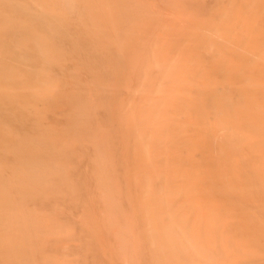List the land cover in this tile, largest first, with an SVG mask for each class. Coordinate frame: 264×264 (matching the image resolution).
<instances>
[{"label":"bare ground","instance_id":"6f19581e","mask_svg":"<svg viewBox=\"0 0 264 264\" xmlns=\"http://www.w3.org/2000/svg\"><path fill=\"white\" fill-rule=\"evenodd\" d=\"M253 2L254 0H224V2L215 0L214 4H212L210 8H207L205 4L206 0H0V264H14L17 256L22 264H26V261H28L25 253V248L28 249V247L25 246L23 242L17 240V238H22L24 233L25 236H27L25 226L28 217H26V219L23 215L21 216V213H19L20 216L17 215V213L16 215L19 216V218H15L14 210L16 208H14L15 204L13 203V198L17 191L21 193L27 191L26 186L27 183L29 184V175L32 173L34 174V170L37 172V169H35L36 163H39L40 166L44 163V167L50 165L45 162L48 154L44 151L50 148L54 152V149L60 148L63 145L66 147L65 144L70 145V143L77 141H81L82 143V137L91 133L89 123L95 112L92 109L96 106L93 102L103 98H106L107 101L121 100L123 97L121 95L122 92L126 93V96L131 97L129 100H134L133 102L135 104V101L140 103V100H143L145 97H149L150 100L154 98L158 100L165 99L166 101L169 98L174 99L177 95H180L185 101H188L185 99L187 95H194L193 98H198L201 102L200 107L203 111V127L201 126L199 117H196L198 115H192V121L190 123H193L191 125L193 129L202 131L203 133V137L200 138V143L201 146L203 145L204 150L201 167L203 173L201 172L200 176L204 174L205 184L204 189L199 187L204 190L205 194L204 201H202L203 204H201L204 209L206 208L209 214L207 225L210 222L213 226V229L210 228V249L204 250H209L210 253L213 250L215 261H218V264H264V35L262 34L264 33V26L263 23L261 26H258L253 18L255 10L253 8ZM225 83L228 84L232 90L230 94L220 93L219 87ZM138 98L141 99L139 100ZM106 100L105 103H108ZM170 100L171 99H169V101ZM101 101L103 102V100ZM124 101L126 104L128 99H124ZM134 103H130L133 107L130 106L129 103L128 106L135 110ZM65 106L67 108H65ZM147 106L145 103V108ZM152 106L154 105L152 104ZM110 107L109 105L107 109ZM137 107L138 106H136V109ZM109 110L107 112L111 114L112 117L114 112L110 113L111 111L109 112ZM157 110H159V108ZM193 112L195 114L198 112L195 105L193 106ZM180 113L181 112L178 114ZM62 114H66L68 120H72L75 117H80L77 119L80 120L76 124H72L68 121L66 125H62L59 120V116ZM133 114V111L129 112V115ZM175 114H177L176 111ZM167 115L168 114L165 113L160 118L157 117L158 121H155L156 123H150L155 125L153 131L151 127V131L146 134V136L141 132L139 133L141 135L137 136L138 141L136 138L137 145L135 144L136 147L134 148L135 157H137L139 162L145 167V170L147 166H154L157 164L155 163V155L154 161L151 157L153 150L150 151V147L153 146L155 148V145L159 144L161 141H166V145H164L169 151H173L177 146L175 145L174 130L172 133L168 134L165 139L161 137L159 129L161 122L164 123L165 120H169L168 122H170V119H167L170 116ZM118 117L121 118L120 112L118 113ZM107 118H109V116ZM133 118H136V122H140L138 125L135 122L137 128L140 125H142L141 128H145V123L151 121V118L150 121H146L149 120V117L140 112H137ZM109 119L112 121L111 118ZM113 120L117 119L113 118ZM116 122L120 123L118 120ZM116 122L112 123L114 124ZM132 122L133 121L130 122V127H132ZM141 122H145L143 123L144 125L141 124ZM178 123L182 124L184 122L178 121ZM150 124L148 123V125ZM116 127L114 126L113 128L115 129ZM200 127H202V129H200ZM137 128L135 132H137ZM92 129L94 132V127ZM98 131L100 132L101 130L98 129ZM95 133L92 134L99 138L98 136H100V133L99 135H95ZM116 133L119 132L116 131L115 134ZM137 133H135V136ZM193 133H195V136L198 138L197 133ZM121 134H119V136ZM93 135H90L88 139H91ZM121 138L124 141L127 139L126 142L130 141L127 137L124 139L122 135ZM149 139H151L152 142L150 146ZM89 141L90 140H88V142ZM94 144L91 143V146L96 147V144ZM128 144L130 146V142ZM122 145H124V143ZM193 145L197 146L196 143ZM103 146H100L99 150H101ZM124 147L126 146L124 145ZM190 147L192 149L191 145ZM31 149L35 151H31ZM96 150H98V148ZM99 150L97 151L98 153ZM105 150L106 149L102 151L105 152ZM127 150H130L128 146ZM47 151L49 153V150ZM121 151H123V155L124 152L127 153L124 150ZM103 152L99 154L95 153L97 160L99 156L104 155ZM107 154L108 153L105 152L106 156L104 155L105 157L101 156L102 158H100L101 162L102 159L105 158V164L106 162H110ZM128 156L131 157L130 154ZM107 157L108 159L106 160ZM130 157L126 158V160H130ZM177 158L179 159L177 155L173 158L175 165ZM33 164L35 168L31 167ZM53 165L51 166L53 167ZM198 165L199 164L196 162H191L192 172L196 173V166L198 167ZM43 166L40 168L44 169ZM47 166L45 167L46 169ZM128 166L130 168V164ZM136 166L137 165H135V167ZM110 168L112 169V166ZM32 169L34 172L32 171V173H30ZM41 170L40 172L42 174L43 171ZM140 170L139 168L138 172L137 168L134 170V179H136V175H138ZM129 172L131 171L129 170ZM135 172L137 174H135ZM186 172L187 175H190V171ZM186 172H184V174ZM159 173L161 172L156 174L159 175ZM172 173L174 174V171ZM33 174L31 175L32 179L35 178L33 177L35 174ZM143 174L146 175L147 172L145 174V171H143ZM147 178L149 181L151 178L150 175L149 177L145 176L143 181H147ZM156 178L158 179V176H156ZM196 178L199 179V177ZM43 179H45V177H43ZM180 181L181 180L178 182ZM184 181L179 184L182 185ZM43 183L41 184L43 185ZM30 184L35 187V185H33L34 183ZM43 186H45V184ZM144 187H142L144 191L143 195L146 196L148 192L149 199L153 197L152 194H154V190L151 194L152 196L149 195L151 191L150 185L148 191ZM161 187L163 188V186ZM166 187L165 193H168L167 191L169 189L167 190V188L169 187ZM162 190H160L161 194ZM128 192H131V188ZM41 193L42 192H40V194ZM100 193L102 194V192ZM105 193L106 192H103L104 196ZM108 193L109 192H107L106 195H108ZM111 193L112 192L104 199L102 195L100 196V199H103L104 207L108 206L109 208L112 203L116 200L118 201L115 197V199L112 200L113 202H110V204L108 203L107 199L109 197L110 199L113 198ZM181 194L178 200H181ZM201 194L203 193L201 192ZM158 195H160V193H158ZM23 197L21 196V198ZM167 197L169 198V195ZM94 198H92V201L88 198L87 201L94 204ZM130 198H133L132 195ZM155 198L159 199L158 197ZM218 198H223L224 200L222 202L219 200L215 202L214 199ZM105 199L108 205H105ZM110 199L109 201H111ZM149 199L146 200V198H144L143 200H146L148 204L150 201ZM197 199L199 198L197 197ZM161 200L162 203H165L169 199L165 201L166 199L163 200V198H161L159 200L160 202L157 200L158 204L161 203ZM175 200H177V198ZM117 201L115 203H117ZM132 201L131 199V203ZM146 202L143 201L145 204ZM118 203L117 205L121 202ZM168 203L169 201L166 205ZM172 203L173 202H170V204ZM138 204L141 205L140 203ZM170 204L167 205V208L170 207ZM79 205L78 203V208ZM162 205L165 206V204ZM191 205L192 204H190V206ZM138 206H134L136 207L135 210L138 209ZM143 206L145 208V205ZM235 206L239 207L240 224L238 226H236V221L233 219V210L236 209ZM112 207H114V204H112ZM120 207L121 204L117 209ZM171 207L174 208V206ZM34 208L36 209V207ZM115 208L113 209L114 215L110 214L113 217L109 215V212L112 213V211L109 210L106 212L109 219H106L107 221L105 220V222L109 223V220H112L115 215V217H118L117 214H115ZM148 208L151 209V207ZM194 208L192 215H190L191 217H189L190 219H192L195 213ZM91 209H94V207ZM107 209L104 210L107 211ZM154 209L157 211L156 208ZM198 209L200 208L198 207ZM18 210L21 209L18 207ZM82 210H84V208ZM22 211L24 212V210ZM25 211H27V209H25ZM31 211L33 213V210ZM147 211L146 209L145 213ZM166 211L167 209L164 212ZM72 212L70 213L72 214ZM131 212H129V214ZM167 212L165 213L166 217ZM198 212L197 214L199 215ZM29 213L27 211V215ZM56 213L57 211L55 214ZM83 213L85 214V212ZM157 213L159 212L157 211ZM180 213L178 215L179 219L180 217L183 219L185 216H181L183 212L181 215ZM102 214L104 215L103 212ZM147 214L150 215L151 213L147 212ZM130 215L132 216V214ZM151 215L147 217L150 219L154 218L153 215L155 216V212L152 211ZM35 216H29L30 222L33 223L34 220V222H36L35 224H37L38 220L35 219L38 217ZM62 216L65 215L62 214ZM104 216L107 217L106 215ZM123 216L125 217V215ZM123 216L122 218L124 219ZM33 217L35 218L33 219ZM92 218L93 217H91V219ZM158 219L157 217L156 221ZM173 219L171 221H173ZM28 220L27 222H29ZM113 220L111 226L114 225L115 219ZM161 220L159 219V221L163 223ZM89 221L91 220L89 219ZM94 221L97 222L96 219ZM124 221L126 220L124 219ZM135 221L137 220L135 219ZM30 222L28 226L31 227L32 225V229L34 230L35 225ZM151 222L153 225L154 222L152 220ZM190 222H187V229L190 227ZM90 223L92 224V221ZM119 223L121 224V221H119ZM126 223L128 226V222ZM172 223L173 222L170 224ZM76 224L77 223H75V225ZM149 224L151 225L150 222ZM86 225L84 227H86ZM123 225H121L122 229L126 230L124 228L126 226ZM156 225L155 223L152 228H157ZM163 225L161 224V226ZM81 226H83V224ZM111 226L109 224L107 228ZM114 226H117L116 223ZM114 226L110 230H114ZM93 227L96 229L95 226H92V228ZM100 227L101 226L96 230H100L101 232L102 229ZM60 228L61 227L58 229ZM118 228L121 227L119 226ZM199 228L202 229L203 232H201L204 233L206 228H204V226ZM74 229H76V226H74ZM94 229L92 230L95 233ZM43 230L38 232L43 233ZM119 230L121 231V229ZM164 230L159 231L162 233ZM46 231L48 232L47 228ZM122 231L119 234H121ZM184 231H182L183 235ZM47 232L45 233L44 231L45 235ZM56 232L57 231H53L54 234ZM115 232L116 231L113 233ZM123 232L125 234L122 233L124 236L128 233V231L127 233H125V231ZM34 233H32V235ZM41 233L39 236L43 235ZM59 233H57V236ZM155 233L157 234V231ZM186 233L187 231L185 234ZM54 234L52 235L51 233L53 238L55 236ZM81 234H84V232ZM164 234L166 235L167 233ZM35 235L36 233L34 234L35 238L32 236L31 239H34V242L37 244L40 240L37 238L38 234L37 236ZM123 235L121 237H123ZM130 235L128 234L127 236ZM165 235H163V238ZM118 236L120 237V235L117 234V237ZM177 236L179 237V235ZM189 236L188 234L187 238ZM117 237L115 238L117 239ZM155 237L153 241H155ZM43 238L44 235L41 236V241ZM62 239H57V242ZM125 239L126 241L124 238L123 240L120 238L116 240L118 242L116 246L118 251L122 248L124 241L126 244L127 240L134 244V238L132 239L133 241L129 240L130 237L129 239L125 237ZM168 240L165 239V243ZM71 242H73V240ZM204 242L201 241L203 248H207L204 247ZM247 242L250 244L249 248L247 247ZM59 243L61 244V242H58V244ZM96 243L97 242H95V246ZM119 244L122 245L120 246ZM29 245L30 244H28V246ZM65 245H67V242H65ZM135 245L138 246L137 241ZM126 246H128V244ZM150 246H154V244ZM181 246L184 247V244ZM189 246H191L190 243ZM199 246L200 248H198ZM199 246L194 248L199 250L202 248L201 245ZM132 248L133 246H128L125 248V252H127V249L129 251V249ZM163 248L165 250V246H163ZM44 249L46 251L47 248ZM51 249L53 250V248ZM159 249H161V246ZM121 250L123 251V249H120V251ZM162 250L161 252L158 250L160 254L163 252ZM184 251L185 249L183 252ZM209 251L207 253H209ZM37 252L39 253V250H37ZM128 253H126L125 256H127ZM132 253H134V251ZM41 254L42 253H39L40 256L38 255V259L42 256H46ZM121 254L120 252L119 255ZM198 255L200 254L198 253ZM121 256L128 264L130 261V264H132V262L137 260H134L130 256L129 260L130 258L131 260L127 261L129 255L127 258L123 255ZM52 257L54 258V255ZM173 257L171 258L172 262L178 256ZM44 258L49 261L47 257ZM55 258L57 259V256H55ZM66 258H68V256ZM47 261L44 262L46 263ZM123 261L122 259L121 262ZM57 262L58 259L55 263ZM125 262L123 263L125 264ZM168 262L169 261H167V263ZM180 263H182V261L178 262V264Z\"/></svg>","mask_w":264,"mask_h":264},{"label":"rangeland","instance_id":"374dc122","mask_svg":"<svg viewBox=\"0 0 264 264\" xmlns=\"http://www.w3.org/2000/svg\"><path fill=\"white\" fill-rule=\"evenodd\" d=\"M219 1L224 2V0H218V2ZM214 2H215V0H206L205 4H206L207 8H210L212 6V4H214ZM253 3H254L253 8L255 9V10L253 9L254 10L253 18L256 21V24H258V26H261L262 23L264 26V0L263 1L262 0H254ZM262 34L264 35V33H262ZM103 86H105V85H103ZM219 90H220L221 94H230L232 92L231 88L226 83L221 85L219 87ZM121 95L123 96L122 97L123 100L122 99L121 100H119V99L110 100L109 99L110 101H107L106 98H103V99H101V100H103V102L101 100L93 102L96 106H94L93 107L94 109H92L95 112L92 115L93 118L90 119V123H89L90 128H91V133L82 137V141H83L82 143L83 144L81 143V141L70 143V145L65 144L66 147H64V145H63L60 148L54 149V152L50 148L46 149V151H44V152H46L48 155L46 156L45 162H46V164H50V165L47 166L45 164L47 166V169H46L45 168L46 166L45 167L43 166L44 163L41 166L39 163L38 164L36 163L35 164L36 168L34 167V164H33V166H31V167H34L35 169H37V172L38 171L39 172L37 173L36 170H34L36 172L35 173L33 171V169L30 170L31 171L30 173H32V171L34 172L35 175L33 173L32 174L34 175L33 177H35V178L32 179V176H31L32 174L29 175V184L27 183V186H26L27 191L23 192V193L17 191L15 193L14 198H13V203L15 204L14 208H16L14 210L15 218L16 219L19 218V216H20L19 213H21V216L23 215V217H25V218L28 217L29 220L27 218L26 219L29 222H30V217L35 216V215H36L35 217H38L35 219V220H38L37 224H35L36 222H34V220H33V223L30 222V223L35 225L34 230L36 231V229H37V231L35 232L32 229V225H31V227L28 226L29 222H27V220H26V226L27 227L25 226V230H27L26 231L27 236H25V233H24L22 238H20V239L17 238L18 241L23 242L25 244V246L28 247V249L25 248V253H26V256L28 258V261H26V264H37V263H39V264H54L57 259H58V262L55 264H58V263L59 264H124L123 262H125V259L121 255H123L125 258H127V256L129 255L127 258V261H130L131 258H133L134 260L135 259L138 260V262L136 260L135 261L136 263L132 262V264H157V263L158 264H165V263H167V261H169L167 264H178V262H180V261H182V263H180V264H210V263L211 264H218V261H215V258H214L215 255H214V252H212L213 250L211 249L212 250L211 253L209 250H208L209 253H207L208 251H206L207 249H210L209 248L210 228L213 229V226L210 224V222L207 225L209 214H208V211L206 210V208L204 209L202 206V204H203L202 201H204V198H205V194H204V190H203L205 182H204V174H202V176H200L201 172L203 173L201 167H202L203 155H204L203 145L201 146L200 138L203 137V133H202V131H198V130L193 129L191 126L193 123H190L192 121V115H195V116L198 115L196 117H199V120L201 122V126L203 127V111L200 107L201 102L198 100L197 97L193 98L194 95L185 96V97H187L185 99L188 101H185L184 98L180 97V95H177V97H175L174 99L169 98V99H171L170 101H169V99H167V101H166L165 99L164 100L163 99L158 100V99H154V98H153V100L152 99L150 100L149 97L143 98V100H144L143 101L141 98H138L139 100L141 99L140 103H137V101H135L136 102V104H135L133 102L134 100L133 101H130L131 99L129 100V98H131V97L126 96V93L122 92ZM124 99H128L126 104L124 103L126 101V100L124 101ZM105 100L108 103H105ZM139 100H138V102H139ZM113 101H114V105H113ZM141 101H143V102H141ZM151 101H152V104L154 106H152ZM177 101H179V102H177ZM192 102L194 103V105L198 111V112H196L197 114H195L193 112V106L194 105ZM128 103H129V105H130V103L131 104L134 103L135 110L130 108V106H132V105L128 106ZM141 103L143 104V106ZM145 103H146V106L148 103L149 107L147 106L145 108ZM176 103H177V105H176ZM108 104L111 106L110 107L111 109L110 108L107 109V107L109 106ZM149 104H151V105H149ZM136 106H138L137 109H136ZM101 107H103V108H101ZM140 107H141V109H140ZM154 107H156V108H154ZM161 107H162V109H161ZM180 107H182V108H180ZM65 108H67V107L65 106ZM147 108H149V109H147ZM158 108H159V110H157ZM170 108H171V110H170ZM143 109L146 112H144ZM108 110H109V112L111 111L110 113L114 112L112 117H111V114H109L107 112ZM166 110H167V112H166ZM179 110H181V111H179ZM105 111L107 112V114ZM130 111H133L134 114L129 115ZM159 111L160 112L162 111V112L160 113ZM175 111L177 114H175ZM119 112L121 113V118L118 117ZM137 112H140L144 115L146 114L147 117H149V120H146V121H150V118H151L150 122H146V121H145L146 123L141 122V124L145 123V126L148 128H146L145 126H144L145 128H143V127L141 128L142 125H140L138 128L136 127L138 125V123H140L138 121L136 122V120H135L136 118H133V116L135 117V114ZM179 112H181V113L178 114ZM165 113L168 114L167 116H170L172 118H170V117L167 118V116H166L167 119H170V122H168L169 120L168 121L165 120L164 123L161 122L160 127H159L161 137H162V139H165L167 137V135L172 133V131L174 130V133H175L174 139L176 140L175 145H177V146L173 151H169L167 149V147L165 146L166 141H161L159 144L155 145V148L153 146H152L153 148L150 147V151L153 150L152 154L150 153L151 157L154 161V155H155V163H157V164H155L154 166H147L146 170H145V167L139 162L137 157H135L136 155L134 152V148L137 145L136 138L138 141L137 136L138 135L140 136L141 134H139V133H141V132H143L142 134L146 136V134H148L151 131L150 130L151 127H152V131H153L155 125L150 124V123H154L155 121L157 122L158 121L157 117L160 118ZM95 115H97V116H95ZM107 115L109 116V118L112 119V121L109 118H107L108 117ZM182 116L185 118L186 123H185V120ZM78 118H80V117H77V118L75 117L72 120H68L66 114H62L59 116V120H60L62 125H66L68 121H70L72 124H76L80 120V119L77 120ZM96 118H97V121H96ZM113 118L117 119L118 122H120V123H117L116 122L117 120H113ZM131 121H133L131 123L132 127H130ZM178 121L184 122V123L181 124V123H178ZM112 122H116V123L113 124ZM135 122L137 125H135ZM99 123H100V125H99ZM148 123L150 125H148ZM110 126H113V127L117 126L116 127L117 129L115 128L116 129L115 130L113 127H110ZM93 127H94V132L92 129ZM135 127L137 128V132L139 131L138 133L135 132L136 131ZM202 127H200V129H202ZM95 128L96 129L98 128L101 131L99 132L98 129L96 130ZM127 130H128V133H127ZM116 131L119 133L115 134ZM193 132L197 133L198 138L195 136V133H193ZM92 133H95V135H99V133H100V136H98L99 138H97V136L95 137ZM121 133H123V134H121ZM135 133H137L136 136H135ZM119 134H121L124 139L126 137L128 139H130V141L128 140L130 142V146L128 144L129 142H126L127 139H125L126 141H124L121 138V135L119 136ZM90 135H93V137L91 136L93 138V139L91 138L92 141H91V139H88V138H90ZM134 139H135V141H134ZM88 140H90L92 144H94V142H95L96 147L94 146L95 147L94 148L93 146H91V143H90V141L88 142ZM122 142L124 143V145L126 147H124V145H122L123 144ZM134 142H136V143H134ZM151 143H152L151 139H149V146L151 145ZM195 143L197 144V146L193 145ZM190 145L192 146V149H191ZM100 146H103L104 148L101 147V150H99ZM127 146L130 150H127ZM97 148L99 150V153L103 152L102 150L106 149L105 152L108 153L107 155L109 156V159L107 157L106 160L108 159L110 162H108V163L106 162V164H105L104 163L105 158L102 159L103 163L101 162L100 158H102L101 156H103V157L106 156L105 152H103L105 156L101 155V156H99L100 160L99 159L97 160V156H96V154L98 153L97 152L98 150H96ZM72 149L75 150V153H74V150H72ZM47 150H49V153ZM95 150L97 153L95 152ZM121 150H124L127 153L124 152V155H123V151H121ZM31 151H35V150L31 149ZM127 154L128 155L130 154L131 157L128 156ZM175 155H177L179 157V159L178 158L176 159V165L173 161V158ZM128 157H130V160L128 159V161H127L126 158H128ZM123 160H124V162H123ZM125 162H126L127 167L125 166ZM191 162H196L199 164L198 167L196 166V173L192 172ZM129 164H130V168L128 166ZM51 165H53V167ZM120 165H121V167H120ZM135 165H137V166L135 167ZM42 166L44 167L45 170L40 168ZM111 166H112L113 170L110 168ZM142 166H143V168H142ZM56 167H57V169H56ZM134 167H135V169L137 168V172H138V168L141 169L139 171L138 175H136V179L133 178V175H134L133 172L135 170ZM38 169H40V170L42 169L41 170V171H43L42 174H41L40 170H38ZM126 170L130 174H128L126 172ZM129 170L131 172H129ZM166 170H167V172H166ZM175 170L177 173L175 172ZM47 171H48V173H47ZM143 171H145V174L147 172V174L144 175ZM173 171H174V174L172 173ZM186 171H190V175H187ZM158 172H161V173H159V175H157L156 173H158ZM184 172H186L185 174L187 176L184 174ZM118 173H120V174H118ZM140 173H141V175H140ZM36 174H37V176H36ZM135 174H137V173L135 172ZM149 175L151 177L150 180L152 179L153 181L149 180L150 181L149 182L148 178H147V181H143L144 177L145 176L149 177ZM193 175H195L196 177H199V179ZM62 176H63V178H62ZM156 176H158V179L156 178ZM43 177H45V179H43ZM137 178H138V180H137ZM168 179H169V182H168ZM197 179H198V181H197ZM173 180H174V182H173ZM179 180H181V181L178 182ZM200 180H201V182H200ZM43 181H44V183H43ZM136 181H138V182H136ZM182 181H184V182L182 185H180L182 183ZM146 182H148L149 184ZM167 182H168V186H167ZM30 183H34L33 185H35V187H33ZM41 183H43V185L45 184V186H43ZM134 183L135 184L137 183V184L135 185ZM184 183H185V185H184ZM36 184H37V186H36ZM38 185H39V188H38ZM149 185L151 187L150 188L151 191L149 190L150 191L149 195L152 194L153 190H154L153 193L155 194V195L152 194L153 197H151L152 196L151 195L150 199L148 197V192H147V195L144 196L143 195L144 191L142 190V187L145 186L144 188L148 191ZM161 186H163V188ZM166 186L169 188H167ZM199 186L202 187L203 189L200 188ZM165 187L167 188V190L169 189L167 191L168 193H165L166 192ZM37 188H38V190H37ZM130 188H131V192L129 193L128 190L130 191ZM160 190H162V194H161ZM40 192H42V193L40 194ZM100 192H102V194ZM103 192H106L105 196H104ZM107 192H109V193L112 192L111 196L113 197L112 199H110V197L107 199L108 203L110 204V202H113L112 200H114L116 197V199H118L119 203L121 202L120 203L121 209L120 208L117 209V207L120 205L117 200L116 201L119 205H117V203H115L116 202L115 201L114 203H112V204H114V207H112V204H111V207L109 206L110 209L108 208V206H106L108 209L106 207H104L103 199L106 198V196L110 195L109 193H108V195H106ZM186 192H188V193H186ZM201 192L203 194H201ZM128 193L130 194V196ZM158 193H160V195H158ZM164 194H166V195H164ZM180 194H181L182 198H180L181 200H178V198L180 197ZM101 195L103 196L102 197L103 199L101 198L102 200L100 199ZM118 195H119V197H118ZM131 195L133 198H130ZM163 195H164V197H163ZM168 195H169V198L167 197ZM183 195H184V197H183ZM21 196L22 197L24 196V197L21 198ZM91 196H93V197H91ZM94 196H95V198H94ZM160 196H162V197H160ZM55 197H56V199H55ZM155 197H158V198L160 197V198L156 199ZM197 197L199 199H197ZM88 198H89V200L91 199V201H92V198H94L95 199V201L93 199L94 204L89 203L90 201H87ZM144 198H146V200L147 199L150 200L148 202V204H147L146 200H143ZM152 198H154L155 201ZM161 198H163V200L166 199L165 201H167L169 199L168 204H170V202H173V203L170 204V207L168 206L169 208H167L168 204L166 205V203L168 201L167 202L164 201L165 203H162V200H161V203L158 204V201ZM174 198L175 199L177 198V200H175ZM191 198H193V199H191ZM23 199H24V202H23ZM109 199L111 201H109ZM131 199L133 200L132 203H134V204L131 203ZM64 200H65V202H64ZM218 200L222 202L224 199L223 198L214 199L215 202H217ZM104 201L106 202V199ZM143 201L146 202V204L143 203ZM65 203H67V204H65ZM76 203L80 204L79 208H78ZM129 203H130V205H129ZM138 203H140L142 206L145 205V208H144V206L142 207ZM90 204L92 206L94 205L93 206L94 209H91L93 207ZM162 204H165V206H163ZM190 204H192V205L190 206ZM57 205H58V207H57ZM105 205H108L107 202ZM25 206H26V208H25ZM115 206H116V208H115ZM129 206H130V209H129ZM134 206H138L137 207L138 209H136L137 211L135 210L136 207H134ZM147 206L151 207V209H149ZM171 206H174V208ZM197 206L200 209H198ZM18 207L21 210H18ZM34 207H36V209ZM83 208H84V210H82ZM114 208L116 210H119V211L115 210V214H117L118 217H115L116 216L115 215L114 218H112V220H109L110 221L109 223L105 222L106 219H109L106 212H108L110 210V211H112V213L109 212V215L110 214L114 215V212H113ZM154 208H156L159 213H157V211ZM193 208H194L195 213L193 214L192 219H190L189 217H191L190 215H192V213H193L192 212ZM235 208L236 209L233 210L234 211L233 219H234V221H236V226H238L240 224V214L238 213L239 207L235 206ZM25 209H27L28 213L30 212L28 215H27V211H25ZM104 209H107V211H105ZM146 209L148 210L147 211L148 213L152 214V211L155 212V216L153 215L154 218L150 219L149 217H147V216H150L151 214L149 215V214H147V212L145 213ZM166 209H167V211L169 210L168 212L166 211L167 217L165 214L166 212H164ZM195 209H196V211H195ZM22 210H24V212ZM31 210H33L34 214L32 213ZM134 210L138 213V218H137V213ZM198 210H199V212H198ZM15 211H16V213H15ZM17 211H19V212H17ZM56 211H57V213L55 214ZM62 211H63V213H62ZM69 211L70 212L73 211L72 214ZM90 211H91V213H90ZM176 211H177V214H176ZM22 212H23V214H22ZM83 212H85V214ZM102 212L107 217H105L102 214ZM116 212H118V213H116ZM129 212H131L130 214H132V216L129 214ZM178 212L179 213L183 212L182 215H181V213H180V215L181 216L184 215L185 217H183V219H182V217H180V219H179V216H178L179 213ZM197 212L199 213V215L197 214ZM200 212H201V214H200ZM170 213H172L173 215ZM16 214L19 216H17ZM62 214L65 216H62ZM82 214H83V216H82ZM119 214H120L121 219H123L122 216L125 215V217L124 216L123 217L126 221H124V219L121 220L119 217ZM135 214H136V216H135ZM102 215L104 218L102 217ZM90 216L93 217L92 218L93 220L91 219ZM110 216L113 217L112 215H110ZM171 216H172V218H171ZM35 217H33V219ZM79 217H80V219H79ZM83 217H86V218H83ZM151 217H152V215H151ZM157 217L160 220L162 219L161 221H163L165 226L163 225L162 222L159 221V219L157 221L160 224L156 221ZM81 219H83V220H81ZM89 219L92 221L93 225L90 223L91 221H89ZM95 219L97 220L98 223L96 221H94ZM113 219H115L114 225L116 223L117 226L115 227L113 225L115 227L114 230H110L113 227V226H111L112 225L111 223H113L112 221H114ZM135 219L137 221H135ZM172 219H173V221H171ZM188 219H190V220H188ZM151 220L154 222L153 225H155V223L157 224L156 225L157 228L155 226H154L155 227L154 229L152 228L153 225H152ZM31 221H32V219H31ZM74 221H76V222H74ZM81 221L82 222L84 221V222L82 223ZM119 221H121V224L119 223ZM170 221L173 223L170 224L171 223ZM99 222H100V224H99ZM126 222H128V226L126 225L127 224ZM149 222L151 223V225L149 224ZM187 222H190L191 228L189 227L187 229V227H188ZM75 223H77V224L75 225ZM122 223L125 225H123ZM167 223H169V224H167ZM82 224H83V226H81ZM86 224H88V225H86ZM96 224H98V225H96ZM109 224L111 227L107 228V227H109ZM148 224H149V227H148ZM158 224H159V227H158ZM161 224L164 226V229L166 228L165 229L166 231L163 229V226H161ZM85 225H86V227H84ZM121 225L126 226L127 228L124 227L126 230L122 229ZM167 225H168V227H167ZM69 226H70V228H69ZM74 226H76V229H74ZM92 226H95L96 229L99 226H101L100 228L102 229L101 230L102 233L100 232V230H96V229H94V227L92 228ZM119 226L121 228H118ZM203 226H204V228H206L204 230L205 234L202 233L203 232L202 229L199 228V227L202 228ZM59 227H61V228L58 229ZM103 227H105V228H103ZM136 227L138 228V230ZM46 228H47L48 232L46 231ZM158 228L161 231L164 230L162 232L163 234L158 230ZM39 229L40 230L44 229L43 233L40 232L41 234L44 235V238L42 241H41V236H43V235L39 236L40 235V233L38 232V231H40ZM62 229L65 231H63ZM92 229H94L95 233H97V231H98V233L95 234ZM119 229H121V231L122 230L125 231V233H127V231H128L126 236H124L125 234L123 231H122V233L124 235L122 233L119 234L121 232ZM25 230H24V232H25ZM49 230H51V231H49ZM59 230H61V231H59ZM91 230H92V232H91ZM44 231H45V233L47 232L46 235H45ZM53 231L54 232L57 231V232L54 234ZM112 231L113 232L116 231V232L113 233ZM156 231H157V234L155 233ZM182 231H184L185 236L183 235ZM186 231H187V233L185 234ZM31 232L32 233L35 232L36 233L35 236H37V234H38L39 237L37 236V238L40 240L39 241L40 244H39V242H37L38 241L37 238H36L37 244L34 242L35 241L34 239H31L32 236H33V238H35L34 237L35 233L32 235ZM50 232L52 233V235L53 234L55 235L54 238ZM82 232H84V234H81ZM28 233H30V234H28ZM57 233H59L58 236H57ZM164 233H167V234L165 235ZM168 233L170 234V236ZM117 234L120 235V237L119 236L118 237L122 240L124 238V240L126 241L125 237L128 239L130 237V239H129L130 241L134 240V242H133L134 244L128 242V240H127V244H128V246H133L132 249H133L135 255H134V253H132L133 252L132 249H129V251L127 249V252H125L126 251L125 248L128 247V246H126L127 244L125 243V241L123 243V245L125 244L124 246L122 244H119L120 246L122 245V248H120V246H119V248L123 249V251L122 250L120 251V249L118 251V249L116 248V246L118 244V242L116 240L119 239L117 237ZM128 234L129 235L131 234L133 237L131 235L127 236ZM137 234H138V236H137ZM188 234L190 235L188 237L189 240L187 238ZM200 234H201V236H200ZM122 235H123V237H121ZM155 235H156V237L157 236L158 237L156 238ZM163 235H165V237H166V238L164 237L165 239L168 240V238H169V240L166 241V243H165V239L163 238ZM177 235H179V237ZM159 236H160V238H159ZM115 237H117V239ZM154 237H155V241H153ZM94 238H96V239H94ZM114 238H115V240H114ZM203 238H204V240H203ZM57 239H59V240L62 239L61 241H58V242H61V244L60 243L59 244L62 246H60L58 244ZM27 240L29 243L27 242ZM63 240H64V243H63ZM72 240H73V242H71ZM159 240H160V244H159ZM192 240H193V242H192ZM30 241H31V243H30ZM136 241H137L138 246L135 245ZM170 241L172 242V244ZM201 241H203V242L205 241L204 243L206 246L204 245V247H207V248H203V244L201 243ZM65 242H67V245H65ZM95 242H97L96 246H95ZM188 242L190 243L191 246H189ZM27 243L30 245L28 246ZM151 244L152 245L154 244V246H150ZM180 244L181 245L184 244V247L181 246ZM198 244L201 245V247L203 248V252H202V248L199 249L200 251L197 248H194V247H198L199 246ZM37 245H38V247H37ZM57 245H58V247H57ZM160 246H161V249H159ZM163 246H165V250H164ZM123 247H125V248H123ZM137 247H138V249H137ZM247 247L248 248L250 247L249 242H247ZM44 248H47L46 251ZM51 248H53V250ZM198 248H200V246ZM29 249H31V250H29ZM36 249L39 250V253L46 255L44 257H47V259H49V261L50 260L51 261L49 262V261L45 260L46 258H44L43 256L38 259L39 253L37 252ZM65 249H67V250H65ZM182 249L183 250L185 249V251L183 252ZM204 249H206V250H204ZM56 250H58L59 252ZM130 250H131V252H130ZM158 250L160 252L162 250L163 252L160 254ZM196 251L200 255H198V253ZM28 252H29V254H28ZM120 252L122 253L121 255H119ZM128 252L132 253V254H129ZM126 253H128L127 256H125ZM53 255H54V258L52 257ZM79 255H80V257H79ZM161 255H163V256H161ZM55 256H57V259L55 258ZM65 256L66 257L68 256V258H66ZM130 256H131V258L129 260ZM156 256H157V258H156ZM173 256L174 257L178 256V257H176L175 260L173 259L174 261L172 262L171 258ZM164 257H165V259H164ZM30 258H32V259H30ZM78 258H80V259H78ZM122 259L124 260L123 262H121ZM170 260H171V262H170ZM176 260H177V262H176ZM44 261H47V262L45 263ZM130 263H131V261L129 262V264ZM14 264H22V262H20L18 256L15 258ZM125 264H128V263L125 262Z\"/></svg>","mask_w":264,"mask_h":264}]
</instances>
